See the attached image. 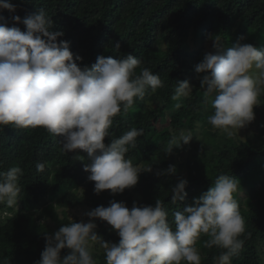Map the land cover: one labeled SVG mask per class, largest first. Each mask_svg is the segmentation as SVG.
<instances>
[{
  "label": "trees",
  "instance_id": "trees-1",
  "mask_svg": "<svg viewBox=\"0 0 264 264\" xmlns=\"http://www.w3.org/2000/svg\"><path fill=\"white\" fill-rule=\"evenodd\" d=\"M18 5L16 15L24 18L39 9L53 20L50 30H62L59 40L69 42L70 50L83 59L81 66L95 63L99 55L113 58L132 53L141 60L136 69L143 68L158 74L164 86L146 91L143 99L135 98L127 113L113 120L111 136L105 143L119 138L132 128L143 129L136 147L126 158L141 168L137 185L123 193L103 190L94 192L90 173L84 164L90 161L87 153L77 150L66 153L62 138L43 127L14 128L0 126V172L19 166L23 170L18 185L21 189L18 204H0V264H35L45 247L44 233H54L63 224L87 222L88 217H71L69 211L109 202H125L131 209L137 205H155L157 199L168 210L169 223L175 228L173 213L193 203L226 174L240 180L236 194L240 211L246 222L244 245L231 264H264V120L244 139L237 135L228 138L208 122L213 114L211 102L204 99V88L194 66L199 63L213 39L220 37L224 48L231 47L241 36L243 42L264 46V0H10ZM11 13L0 9V17ZM2 22V21H0ZM11 26V22H10ZM21 30L25 25L18 24ZM212 37V38H209ZM120 44L119 50L116 43ZM188 80L193 91L188 98L173 100L177 81ZM264 108V98L261 96ZM179 103L180 107L175 105ZM264 115V113H263ZM193 134L189 144L168 150L174 137L181 132ZM37 163H44L42 172ZM169 165L176 173L158 175ZM179 178L188 184L184 201L171 202V189ZM97 233L105 241L118 243L119 237L105 221L96 220ZM209 237L197 241L201 264H218L223 249L209 248ZM97 264H106L104 250L93 245ZM69 252L63 249V257Z\"/></svg>",
  "mask_w": 264,
  "mask_h": 264
},
{
  "label": "clouds",
  "instance_id": "clouds-1",
  "mask_svg": "<svg viewBox=\"0 0 264 264\" xmlns=\"http://www.w3.org/2000/svg\"><path fill=\"white\" fill-rule=\"evenodd\" d=\"M17 7L10 0H0V9L12 14L0 17V126L43 127L62 138L66 153L86 152L90 162L84 164V171L90 173L88 180L95 182L97 195L103 190L118 194L134 187L142 172L152 171L126 158L143 129L132 128L107 144L105 138L111 136L113 120L121 111L127 113L135 98L143 99L149 89L155 92L164 86L163 81L148 68L137 75L141 60L132 53L118 58L99 55L91 66H81L77 62L83 58L74 55L68 41H58L64 32L50 30L53 20L43 9L21 18L15 14ZM20 23L24 30L17 26ZM244 39L241 36L224 48L216 36L214 50L194 66L198 75L204 73L200 87L214 109L208 122L228 138L255 120L254 107L261 105L264 95V46L256 47ZM115 47L119 50L120 44ZM192 91L188 80H178L172 99L188 98ZM192 138L191 131H182L174 137L168 153L173 147L189 144ZM36 167L42 172L45 165L37 163ZM176 171L175 165H169L157 174ZM22 175L19 166L0 172V204H18ZM187 184L186 178H179L172 187L173 204L186 199ZM240 187L238 178L219 175L192 204L173 213L175 228L160 199L154 206L134 202L131 209L125 202L112 200L107 207L85 212L87 222L74 221L52 234L45 232V247L35 264H97L92 251L97 243L104 250L106 264H201L196 245L202 235L209 237L207 247L224 250L218 264H231V258L243 248L241 237L246 233L236 199ZM97 219L112 227L118 243L105 241L97 233ZM63 249L69 252L62 257Z\"/></svg>",
  "mask_w": 264,
  "mask_h": 264
},
{
  "label": "rangeland",
  "instance_id": "rangeland-1",
  "mask_svg": "<svg viewBox=\"0 0 264 264\" xmlns=\"http://www.w3.org/2000/svg\"><path fill=\"white\" fill-rule=\"evenodd\" d=\"M209 51H213L214 49L212 48V47H208L207 48ZM262 97L264 98V95H262ZM260 102H261V100H260ZM254 112H255V120L253 121V122H251L248 126H246L245 128H242L241 130H240V132H238L236 135L238 136V137H240L241 139H244V137H245V135L246 134H250L251 132H253L254 131V129L256 128V126H258V124L262 121V120H264V115H263V113H264V108L262 107V105H259V106H255L254 107ZM87 209L86 208H74V209H71L70 211H69V215L71 216V217H73V216H77V217H79L80 219H84V218H86L87 216H85L84 215V213L85 212H87L86 211ZM0 213L3 215L4 214V212H2L1 210H0Z\"/></svg>",
  "mask_w": 264,
  "mask_h": 264
}]
</instances>
